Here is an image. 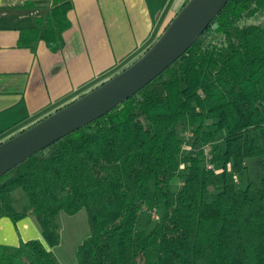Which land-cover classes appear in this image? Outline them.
Returning a JSON list of instances; mask_svg holds the SVG:
<instances>
[{"label":"trees","instance_id":"obj_1","mask_svg":"<svg viewBox=\"0 0 264 264\" xmlns=\"http://www.w3.org/2000/svg\"><path fill=\"white\" fill-rule=\"evenodd\" d=\"M74 1L53 0L20 46L59 52ZM29 210L47 246L0 245V264H61V215L82 210L78 264H264V0H230L143 90L0 177V218Z\"/></svg>","mask_w":264,"mask_h":264},{"label":"crops","instance_id":"obj_2","mask_svg":"<svg viewBox=\"0 0 264 264\" xmlns=\"http://www.w3.org/2000/svg\"><path fill=\"white\" fill-rule=\"evenodd\" d=\"M185 1L75 0L64 46L52 52L43 40H20L37 31L53 0H0V144L129 67ZM31 240L47 246L30 210L17 224L0 218V245Z\"/></svg>","mask_w":264,"mask_h":264},{"label":"water","instance_id":"obj_3","mask_svg":"<svg viewBox=\"0 0 264 264\" xmlns=\"http://www.w3.org/2000/svg\"><path fill=\"white\" fill-rule=\"evenodd\" d=\"M230 0H190L157 42L105 84L0 144V177L61 139L107 115L143 90L206 31Z\"/></svg>","mask_w":264,"mask_h":264},{"label":"rangeland","instance_id":"obj_4","mask_svg":"<svg viewBox=\"0 0 264 264\" xmlns=\"http://www.w3.org/2000/svg\"><path fill=\"white\" fill-rule=\"evenodd\" d=\"M180 184V179L173 182L171 185L172 191L177 192ZM14 197L17 209L25 212L29 206L26 194L22 190H18L15 192ZM60 220L62 225L61 245L54 249V252L61 264H78L77 249L91 235L88 213L86 210H82L73 216L63 213ZM38 228L41 231L39 225ZM34 232H32L33 236Z\"/></svg>","mask_w":264,"mask_h":264},{"label":"built area","instance_id":"obj_5","mask_svg":"<svg viewBox=\"0 0 264 264\" xmlns=\"http://www.w3.org/2000/svg\"><path fill=\"white\" fill-rule=\"evenodd\" d=\"M210 168H212V167H210Z\"/></svg>","mask_w":264,"mask_h":264}]
</instances>
